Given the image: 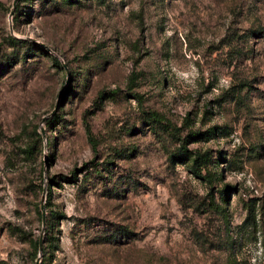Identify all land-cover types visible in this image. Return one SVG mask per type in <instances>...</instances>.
I'll return each instance as SVG.
<instances>
[{
    "label": "rangeland",
    "instance_id": "obj_1",
    "mask_svg": "<svg viewBox=\"0 0 264 264\" xmlns=\"http://www.w3.org/2000/svg\"><path fill=\"white\" fill-rule=\"evenodd\" d=\"M0 264H264V0H0Z\"/></svg>",
    "mask_w": 264,
    "mask_h": 264
},
{
    "label": "trees",
    "instance_id": "obj_2",
    "mask_svg": "<svg viewBox=\"0 0 264 264\" xmlns=\"http://www.w3.org/2000/svg\"><path fill=\"white\" fill-rule=\"evenodd\" d=\"M55 116L56 115H53L52 117L48 118L47 121L49 122ZM152 118H153V120L155 119L154 116ZM198 134H199L198 131L192 132V135L196 138H198ZM178 153H179L178 155L184 156L185 159H190L191 172H193V174H195L196 176H200V167H201L202 163L206 161L207 157H205L204 155H198L195 153H188V155H186V153L183 152L181 149L178 150ZM48 190L50 191L49 186H48ZM34 244H35V242H34Z\"/></svg>",
    "mask_w": 264,
    "mask_h": 264
},
{
    "label": "water",
    "instance_id": "obj_3",
    "mask_svg": "<svg viewBox=\"0 0 264 264\" xmlns=\"http://www.w3.org/2000/svg\"><path fill=\"white\" fill-rule=\"evenodd\" d=\"M11 13V10H10ZM41 219H43V210L41 209ZM41 239L38 238V247H40Z\"/></svg>",
    "mask_w": 264,
    "mask_h": 264
}]
</instances>
